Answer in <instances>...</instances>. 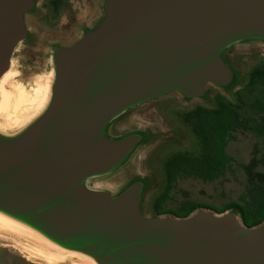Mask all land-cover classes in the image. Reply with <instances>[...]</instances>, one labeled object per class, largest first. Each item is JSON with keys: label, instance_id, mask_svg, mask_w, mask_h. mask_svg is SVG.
<instances>
[{"label": "water", "instance_id": "95a60500", "mask_svg": "<svg viewBox=\"0 0 264 264\" xmlns=\"http://www.w3.org/2000/svg\"><path fill=\"white\" fill-rule=\"evenodd\" d=\"M40 1L0 0V84L35 40ZM96 1L91 22L51 47L45 104L0 128V215L89 264H264V221L249 227L235 209L147 211L152 181L131 170L155 136L125 123L173 94L234 98L243 79L229 57L264 46V0Z\"/></svg>", "mask_w": 264, "mask_h": 264}, {"label": "rangeland", "instance_id": "374dc122", "mask_svg": "<svg viewBox=\"0 0 264 264\" xmlns=\"http://www.w3.org/2000/svg\"><path fill=\"white\" fill-rule=\"evenodd\" d=\"M39 7L40 13L34 18L32 27L35 40L23 44L17 53L16 72L8 82L9 90L17 84L22 85L28 94H33L32 89L42 84L41 79L49 69L48 55L53 43L75 37L98 12L96 0H41ZM229 58L243 79L236 91H241L243 95L245 105L242 112L245 119L249 117L264 119V110L257 114L250 106L257 99L264 103L263 88L259 85L253 89L247 88L251 72L256 68L264 69V46L250 45L237 48L231 52ZM219 94L233 99L218 88H212L206 100L186 101L181 96L173 94L147 104L126 119L125 123L128 126H142L151 130L155 136L151 143L138 151L131 170L133 176L149 178L152 181L146 197L148 212L155 213L154 201L166 189V161L177 153L197 154L200 151L199 142L190 126L183 121V115L197 106L212 107ZM33 114L34 112H30L23 123L28 122ZM227 153L233 160L225 176L214 182L192 177L179 178L164 208L167 211H180L186 202H193L205 208L222 210L229 203L239 201L246 195L250 184L242 165L249 164L253 159L260 160L264 156V137L251 131L235 132L227 147ZM255 172L264 174V165L259 164ZM109 186L118 189L121 184L115 182ZM31 238L0 231V264H47L46 260L50 259L38 254H51L52 251ZM74 263L89 264L76 258H69L63 263L57 262Z\"/></svg>", "mask_w": 264, "mask_h": 264}, {"label": "trees", "instance_id": "16d2710c", "mask_svg": "<svg viewBox=\"0 0 264 264\" xmlns=\"http://www.w3.org/2000/svg\"><path fill=\"white\" fill-rule=\"evenodd\" d=\"M257 85L261 86L264 92L263 68H256L251 72L247 88L253 89ZM244 105L241 91L236 92L233 99L219 94L212 107L197 106L183 115V121L190 126L199 142L200 151L197 154L177 153L166 161V189L154 201L155 213H173L186 217L196 209L205 207L186 202L180 211H167L164 205L171 198V192L181 177L214 182L226 175L233 160L227 153L233 133L251 131L264 137V119L255 117L245 119L242 112ZM250 106L257 114L264 110V103L260 99L252 102ZM259 164L264 165V156L260 160L253 159L249 164L242 165L250 184L246 195L239 201L229 203L222 210L213 209L220 213L235 209L249 227L263 222L264 174L255 172Z\"/></svg>", "mask_w": 264, "mask_h": 264}, {"label": "bare ground", "instance_id": "6f19581e", "mask_svg": "<svg viewBox=\"0 0 264 264\" xmlns=\"http://www.w3.org/2000/svg\"><path fill=\"white\" fill-rule=\"evenodd\" d=\"M9 75L10 74L6 75V77L2 80V82L0 84V128H3V129L14 128L17 124L22 122V120L25 118V116L28 114L29 111H31L37 107L41 108L45 104V102L47 101L48 94H49V88L47 85H46V87L44 86V81L42 79H41L42 84H40V85L36 84L37 86L35 87V89H32L33 94H28L22 85L18 86L17 84L13 85V87L10 90H8L7 89V82H8V79L10 77ZM11 80H9V81H11ZM17 227L24 228L23 226H20V225L16 224L15 222L8 220L7 218L0 215V231L6 232V233H12L14 235H19V234L14 232L15 230L11 229V228H17ZM24 229L26 230V228H24ZM27 237H29V236H27ZM20 238H22V237H20ZM30 239H32V238L30 237ZM54 248H56V247H54ZM56 250H58L59 254L62 253L61 254L62 256L52 254V253L51 254H49V253L44 254L42 252H41L42 254H38V255L42 256L44 258L50 259V260H46L47 264L48 263L49 264H57V262L63 263V262H66L67 260H69V258H68L69 253L68 252H64L58 248H56ZM44 252H46V251H44ZM55 261H57V262H55ZM90 262L92 264H94L91 260H90ZM70 263H72V262H70Z\"/></svg>", "mask_w": 264, "mask_h": 264}, {"label": "flooded vegetation", "instance_id": "af4514ba", "mask_svg": "<svg viewBox=\"0 0 264 264\" xmlns=\"http://www.w3.org/2000/svg\"><path fill=\"white\" fill-rule=\"evenodd\" d=\"M242 132H246V131H242Z\"/></svg>", "mask_w": 264, "mask_h": 264}]
</instances>
